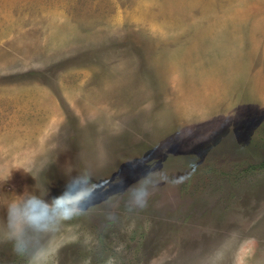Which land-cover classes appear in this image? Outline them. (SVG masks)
I'll return each mask as SVG.
<instances>
[{"label":"rangeland","instance_id":"374dc122","mask_svg":"<svg viewBox=\"0 0 264 264\" xmlns=\"http://www.w3.org/2000/svg\"><path fill=\"white\" fill-rule=\"evenodd\" d=\"M81 173L42 264H264V0H0V264L8 204Z\"/></svg>","mask_w":264,"mask_h":264},{"label":"clouds","instance_id":"9594fccd","mask_svg":"<svg viewBox=\"0 0 264 264\" xmlns=\"http://www.w3.org/2000/svg\"><path fill=\"white\" fill-rule=\"evenodd\" d=\"M75 184L76 188L71 192L75 199L65 200V193L59 196L46 198V193L37 189L27 195L21 194L17 199L12 200L7 207V223L2 233L4 240L10 241L13 251L20 257H28V264H42V253L46 245L33 247V238L39 234L45 236L54 232L64 221L70 220L79 214L84 208L83 202L95 195L92 188L91 175L81 173L72 177L69 187ZM157 181L152 173H146L139 178L134 185L126 189L127 206L129 210H141L147 207L150 195L156 187ZM100 187H104L101 185ZM61 201H64L61 203ZM92 201H89L91 203ZM41 208L48 217V223L38 225L33 216V210Z\"/></svg>","mask_w":264,"mask_h":264},{"label":"snow or ice","instance_id":"6c2138e0","mask_svg":"<svg viewBox=\"0 0 264 264\" xmlns=\"http://www.w3.org/2000/svg\"><path fill=\"white\" fill-rule=\"evenodd\" d=\"M64 201H61V203H63Z\"/></svg>","mask_w":264,"mask_h":264}]
</instances>
